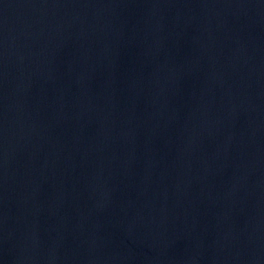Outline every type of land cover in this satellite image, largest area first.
I'll return each mask as SVG.
<instances>
[{"label": "water", "instance_id": "1", "mask_svg": "<svg viewBox=\"0 0 264 264\" xmlns=\"http://www.w3.org/2000/svg\"><path fill=\"white\" fill-rule=\"evenodd\" d=\"M0 264H264V0H0Z\"/></svg>", "mask_w": 264, "mask_h": 264}]
</instances>
